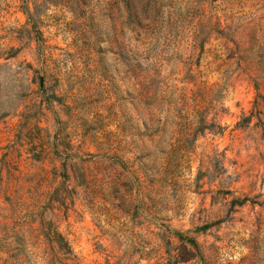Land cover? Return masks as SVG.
<instances>
[{
    "label": "rangeland",
    "instance_id": "rangeland-1",
    "mask_svg": "<svg viewBox=\"0 0 264 264\" xmlns=\"http://www.w3.org/2000/svg\"><path fill=\"white\" fill-rule=\"evenodd\" d=\"M0 264H264V0H0Z\"/></svg>",
    "mask_w": 264,
    "mask_h": 264
},
{
    "label": "trees",
    "instance_id": "trees-1",
    "mask_svg": "<svg viewBox=\"0 0 264 264\" xmlns=\"http://www.w3.org/2000/svg\"><path fill=\"white\" fill-rule=\"evenodd\" d=\"M190 241H191L192 243H195L193 239H190Z\"/></svg>",
    "mask_w": 264,
    "mask_h": 264
}]
</instances>
